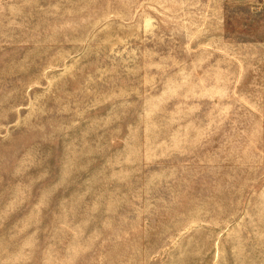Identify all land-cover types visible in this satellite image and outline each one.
<instances>
[{
    "label": "rangeland",
    "instance_id": "obj_1",
    "mask_svg": "<svg viewBox=\"0 0 264 264\" xmlns=\"http://www.w3.org/2000/svg\"><path fill=\"white\" fill-rule=\"evenodd\" d=\"M0 264H264V0H0Z\"/></svg>",
    "mask_w": 264,
    "mask_h": 264
}]
</instances>
